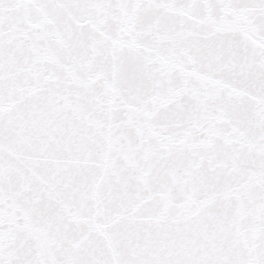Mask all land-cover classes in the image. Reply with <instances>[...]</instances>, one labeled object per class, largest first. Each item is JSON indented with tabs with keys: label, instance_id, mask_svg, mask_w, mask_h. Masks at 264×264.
Returning <instances> with one entry per match:
<instances>
[{
	"label": "snow or ice",
	"instance_id": "6c2138e0",
	"mask_svg": "<svg viewBox=\"0 0 264 264\" xmlns=\"http://www.w3.org/2000/svg\"><path fill=\"white\" fill-rule=\"evenodd\" d=\"M0 264H264V0H0Z\"/></svg>",
	"mask_w": 264,
	"mask_h": 264
}]
</instances>
